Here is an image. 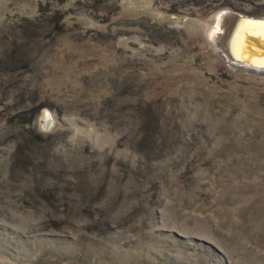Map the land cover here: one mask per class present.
<instances>
[{
  "label": "rangeland",
  "instance_id": "obj_1",
  "mask_svg": "<svg viewBox=\"0 0 264 264\" xmlns=\"http://www.w3.org/2000/svg\"><path fill=\"white\" fill-rule=\"evenodd\" d=\"M233 12L264 0H0V264H264V73L225 56Z\"/></svg>",
  "mask_w": 264,
  "mask_h": 264
},
{
  "label": "bare ground",
  "instance_id": "obj_2",
  "mask_svg": "<svg viewBox=\"0 0 264 264\" xmlns=\"http://www.w3.org/2000/svg\"><path fill=\"white\" fill-rule=\"evenodd\" d=\"M224 16L225 14L224 15L219 14V16H217V19L222 20ZM216 28H217L216 32L222 31V28L220 27V24L218 22H216ZM255 29H257V31ZM260 30H261V27L258 25H255L254 28L251 27L249 29L247 28L242 29L241 27L237 26L236 23H234L231 29L227 31L225 30L222 31L224 36H227L223 42L224 44L223 47L228 48L227 50H230L231 52H233L234 55L238 57H241V58L250 57V59L252 60V63L257 64L254 61V58H252L251 56L256 55L257 53L261 55L264 51L263 35H262V32L261 33L258 32ZM223 51L227 59H229L230 65H233L235 67H239L242 69H246L252 66V63H250L249 60H243V59L238 60L236 59L234 55H229L228 53L225 52V50ZM258 68L264 69V61L260 67H257V69ZM46 121L48 122V115L46 116Z\"/></svg>",
  "mask_w": 264,
  "mask_h": 264
},
{
  "label": "trees",
  "instance_id": "obj_3",
  "mask_svg": "<svg viewBox=\"0 0 264 264\" xmlns=\"http://www.w3.org/2000/svg\"><path fill=\"white\" fill-rule=\"evenodd\" d=\"M35 30H31V32L33 34H36L39 29L37 25H32ZM140 108V106H139ZM140 110V109H139ZM138 110V111H139ZM137 111V112H138ZM144 115H142V113H140V111L136 114H134L133 119L135 118V120H137V126L135 128V133L138 134V136H140L139 138V143L140 145L143 147V149H146L147 152L145 153L144 156H142L143 159H148L151 155V157H154V155H157V153L159 152V148H158V144L160 143V137H159V126L154 125V124H150L148 121V119H144L143 118ZM153 120L155 121V118L153 117ZM156 123L158 125H160V121L159 119L156 121ZM146 125H148V129H146ZM152 126L155 128L153 130H151L150 128H152ZM156 134V135H155ZM256 137V136H255ZM156 153V154H155ZM183 157L186 156V152H184L182 154ZM178 163L180 162L177 160ZM237 163H234L232 161H228L227 163H225L223 165V167L227 170V173H230L231 170H235L237 171V167H236ZM234 167V169H232ZM250 167V166H248ZM161 169L154 167L150 164L147 165V169L145 168L143 174L141 175V178L143 177L146 181H152V185L153 187L156 189L159 186V183H163L164 184V178L163 175L160 173ZM156 179H158V181H156ZM46 189V187L44 188ZM40 197H43L42 195ZM83 212H87L86 210H83ZM57 213V212H56Z\"/></svg>",
  "mask_w": 264,
  "mask_h": 264
},
{
  "label": "water",
  "instance_id": "obj_4",
  "mask_svg": "<svg viewBox=\"0 0 264 264\" xmlns=\"http://www.w3.org/2000/svg\"><path fill=\"white\" fill-rule=\"evenodd\" d=\"M232 20L233 23H236L237 26L241 27L242 29H249V28H254L255 25H258L261 27V30L258 31L259 33L262 32L263 35V39H264V16H253V15H247V14H243V13H231V15L229 16ZM247 26V27H246ZM257 31V29H255ZM261 53V52H259ZM234 55V54H233ZM236 57V59L238 60H249L250 63H252V60L250 59V57H238L236 55H234ZM252 58H254V61L257 63H252L251 67L246 68L249 71H254V72H258V73H264V69L258 68L260 67L261 64L264 61V51L261 55H259L258 53L256 55H252Z\"/></svg>",
  "mask_w": 264,
  "mask_h": 264
}]
</instances>
